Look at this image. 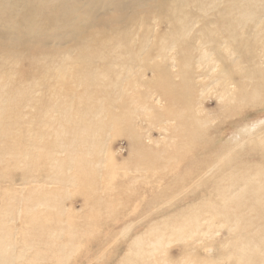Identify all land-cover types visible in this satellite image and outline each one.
<instances>
[{"label": "rangeland", "instance_id": "374dc122", "mask_svg": "<svg viewBox=\"0 0 264 264\" xmlns=\"http://www.w3.org/2000/svg\"><path fill=\"white\" fill-rule=\"evenodd\" d=\"M251 1L0 0V264H264Z\"/></svg>", "mask_w": 264, "mask_h": 264}, {"label": "bare ground", "instance_id": "6f19581e", "mask_svg": "<svg viewBox=\"0 0 264 264\" xmlns=\"http://www.w3.org/2000/svg\"><path fill=\"white\" fill-rule=\"evenodd\" d=\"M112 1H116L118 2L120 5V9H129L131 10L132 12V15H134V9H136V7H140V4L142 2H144L145 0H89V3H88V0H87V6L86 9L84 10V13L86 15H88V4H89V8H93V7H96L95 4H98V6L100 8H103L105 10H107L108 6L107 4H111ZM257 0H252L251 2H256ZM41 3V2H40ZM190 3H197L199 4V1H190ZM182 5V4H181ZM200 5H201V2H200ZM37 6V4H36ZM41 6V5H40ZM56 7V6H55ZM53 8V7H52ZM204 8V4H203V7ZM51 9V8H50ZM98 9V8H97ZM97 9H93L95 10L94 12L96 11H99ZM56 10V9H55ZM40 12V11H39ZM51 13V12H50ZM4 14H5V11H4ZM46 14V13H45ZM36 22V21H35ZM41 22V21H40ZM37 24V23H36ZM40 26V25H39ZM37 26V27H39ZM73 29V28H72ZM77 29V28H76ZM80 29V28H79ZM88 29V26L85 25L84 27L82 26L81 30L82 31H86ZM202 32H205V29H202L201 30ZM5 38H10L12 37V39L16 40V43L19 42V40L22 41L21 37L19 36H14V35H7L5 34L4 35ZM1 37V36H0ZM10 41V43L13 44V41ZM9 41V40H8ZM173 42V41H172ZM9 44V43H8ZM22 45V44H21ZM227 46V45H226ZM4 49V48H3ZM7 49V48H6ZM9 50V49H8ZM24 51V50H21V52ZM89 54V52H88ZM248 55H251V54H248ZM254 57H255V54H253ZM95 56V55H94ZM258 58V57H257ZM252 59V57H250V60ZM243 70V68H242ZM247 71L249 73H246L248 76H249V79L251 80L249 82V86L247 87V89H245L244 85L245 83H240L239 82V85H242V89L240 90L241 93H246V95H243L242 97H238V103L239 104H245L246 102L250 103L252 102L253 104L257 103V98L259 101H263V94H264V67L262 65H259V66H254L252 68H248ZM242 75H244V72L242 73ZM248 79V80H249ZM240 81H244V80H240ZM218 85V83H217ZM227 85V84H226ZM229 85H232L231 83H229ZM219 90H220V98L223 97V95L228 92V91H232L231 89L228 88V86H225V85H222V86H219L218 87ZM233 95V94H231ZM236 97H231L227 100V102H230V99H234ZM234 105H238L235 101H233ZM258 137V136H256ZM262 139V141H264V137H260Z\"/></svg>", "mask_w": 264, "mask_h": 264}]
</instances>
